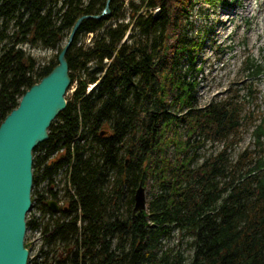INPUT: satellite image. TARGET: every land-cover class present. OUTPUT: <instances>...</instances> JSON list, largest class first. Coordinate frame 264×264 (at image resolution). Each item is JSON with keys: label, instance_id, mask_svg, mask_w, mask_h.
<instances>
[{"label": "trees", "instance_id": "trees-1", "mask_svg": "<svg viewBox=\"0 0 264 264\" xmlns=\"http://www.w3.org/2000/svg\"><path fill=\"white\" fill-rule=\"evenodd\" d=\"M198 1L110 0L109 13L95 17L89 15L100 14L106 0H0V122L57 63L38 64L24 46L56 47L86 15L65 52L77 86L32 151L38 216L30 209L26 228L40 229L44 264H264V113L252 121L248 109L263 65L247 55L245 92L237 79L225 97L196 105L205 32L190 35L188 18ZM102 28L90 44L76 45L79 33ZM249 125L263 154L244 168L239 158L231 164L226 148ZM217 140L223 148L201 156L204 144ZM63 166L64 202L52 211L48 202L60 201L52 175ZM42 180L47 187L35 188ZM139 185L152 196L133 216ZM53 217L51 225L39 222ZM174 228L192 237L188 261L173 246L160 248ZM32 242L25 238L29 249Z\"/></svg>", "mask_w": 264, "mask_h": 264}, {"label": "rangeland", "instance_id": "rangeland-1", "mask_svg": "<svg viewBox=\"0 0 264 264\" xmlns=\"http://www.w3.org/2000/svg\"><path fill=\"white\" fill-rule=\"evenodd\" d=\"M124 1L125 3L127 2V0ZM219 4L213 5L209 3V1L206 3L203 0H199L193 5V9L188 18L193 26L189 33L190 35L193 36L195 33L198 34L199 31L205 32V42L195 63L196 66L201 64V69L197 70L195 74L196 78L200 80V83L197 86L196 105L205 104L210 100H217L225 97L227 91L232 87V85L230 87L231 82L234 80L236 81L237 79L238 84L242 86L243 92H245L247 90L246 86L250 83V80L247 79L248 75H246V71L241 70V60L247 55H253L264 65V0H235L231 7ZM126 9L129 10L128 5H126ZM156 11L157 8H149L148 12H152L153 14ZM105 13H109V10ZM205 15H207V17H205ZM54 18L56 19L57 16ZM55 23L58 24V21H55ZM69 31L70 30L65 31V34L63 33L64 35L56 47L46 48L42 47L40 44H37V46L34 47L29 45L24 47L27 48L26 50L31 53L37 62H39L38 64L46 63L52 59L57 60L58 50L67 43ZM101 32H103V28L91 34L79 33L76 39V45L85 46L90 44L94 37L100 35ZM136 36L137 38H143L142 35ZM86 70L89 72V68ZM75 72L77 73L78 70L75 69ZM76 86V82L74 81L68 88L65 99L68 100L71 98ZM252 86L254 88L252 94L253 103L248 104V107L251 105L254 106L251 110L257 113L258 118L262 112L264 113V70L257 78H255V83H252ZM92 87L88 85L87 90ZM222 148L223 141L221 140L207 142L201 148L200 154L201 156H208L209 154L216 153ZM226 149L230 154L229 160L231 164H233L238 158L240 162L243 163L242 157H240L239 154L248 149L252 150L254 155H256L259 152V144L254 143L251 136V129L244 127L241 129L240 135L234 137ZM99 150H101V146L96 145L94 152L98 153ZM118 155H125L124 149L119 150ZM197 163H199V148L198 158L193 165H196ZM246 164H248V161ZM63 168L64 166L52 175L55 183L54 189L58 191V196L60 197L59 204L56 205V210H58L61 202H64L63 194L65 191L64 189L66 188V180ZM42 187H47L45 180H42L35 188L40 189ZM107 192L108 191H105L104 195L107 196ZM144 193L147 206L148 201L152 196V191L149 186L144 189ZM104 195L102 198H105ZM117 199L120 200V198ZM125 200L126 197H123L122 201L125 202ZM48 203L50 204V209L55 204L52 200ZM32 204L33 202H31L32 216L33 219L37 221L38 214L36 210L32 209ZM100 208L105 209V205H101ZM119 210L122 215H126L127 206L123 204L121 200L119 201ZM58 216L60 215L57 213L54 217ZM28 217L27 214V218ZM54 217L51 219H39V222L41 224L49 223V225H51L54 222ZM41 235L39 228L34 227L33 229L28 228L26 230V237L33 241L29 254H31V259H34L33 262L30 263H28L27 259V264H44L41 262L43 256L42 258L41 256H37L39 247L43 243ZM191 239V236L181 235L180 232L174 228L170 236L162 238L160 248L161 250H164L168 246H173L174 250L181 251L185 260L188 261L192 254ZM114 241L115 239H113V242Z\"/></svg>", "mask_w": 264, "mask_h": 264}, {"label": "water", "instance_id": "water-1", "mask_svg": "<svg viewBox=\"0 0 264 264\" xmlns=\"http://www.w3.org/2000/svg\"><path fill=\"white\" fill-rule=\"evenodd\" d=\"M110 0L99 17L108 11ZM81 15L74 23L67 43L57 54V63L21 95L0 122V264H27L29 249L25 246L26 213L31 208L32 151L46 140L48 128L65 107L70 85L65 52L79 26ZM132 215L145 209L144 188L134 192ZM51 207L56 210V202Z\"/></svg>", "mask_w": 264, "mask_h": 264}, {"label": "bare ground", "instance_id": "bare-ground-1", "mask_svg": "<svg viewBox=\"0 0 264 264\" xmlns=\"http://www.w3.org/2000/svg\"><path fill=\"white\" fill-rule=\"evenodd\" d=\"M92 86H93V84H92ZM91 86V87H92ZM66 103H67V101H66ZM66 106V105H65ZM133 195H134V193H133ZM133 204H134V197H133ZM48 208L50 209V204L48 203ZM132 208H133V206H132Z\"/></svg>", "mask_w": 264, "mask_h": 264}]
</instances>
